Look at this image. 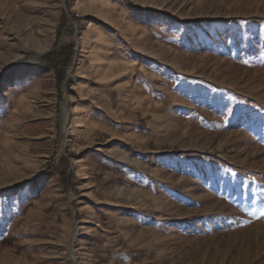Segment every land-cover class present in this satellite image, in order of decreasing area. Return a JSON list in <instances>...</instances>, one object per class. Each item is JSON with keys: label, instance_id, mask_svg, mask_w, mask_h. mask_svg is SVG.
<instances>
[{"label": "rangeland", "instance_id": "rangeland-1", "mask_svg": "<svg viewBox=\"0 0 264 264\" xmlns=\"http://www.w3.org/2000/svg\"><path fill=\"white\" fill-rule=\"evenodd\" d=\"M0 264H264V0H0Z\"/></svg>", "mask_w": 264, "mask_h": 264}, {"label": "trees", "instance_id": "trees-1", "mask_svg": "<svg viewBox=\"0 0 264 264\" xmlns=\"http://www.w3.org/2000/svg\"><path fill=\"white\" fill-rule=\"evenodd\" d=\"M42 60L55 71L57 80L59 82L64 79L65 58H64L63 48L52 50L44 54L42 56Z\"/></svg>", "mask_w": 264, "mask_h": 264}, {"label": "bare ground", "instance_id": "bare-ground-1", "mask_svg": "<svg viewBox=\"0 0 264 264\" xmlns=\"http://www.w3.org/2000/svg\"><path fill=\"white\" fill-rule=\"evenodd\" d=\"M101 40H102V35H99L98 37H96V38L94 39V41H95L96 44H97V43H100ZM83 118H84V119H83ZM87 121H88V119H86V117H81L80 119H78V121H77V123H76L77 129L80 128V127H82L83 124H84V122H87Z\"/></svg>", "mask_w": 264, "mask_h": 264}]
</instances>
